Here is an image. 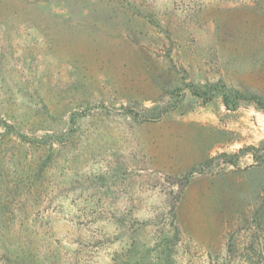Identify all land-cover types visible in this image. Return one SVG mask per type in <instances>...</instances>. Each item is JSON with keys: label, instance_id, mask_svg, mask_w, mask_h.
Returning a JSON list of instances; mask_svg holds the SVG:
<instances>
[{"label": "rangeland", "instance_id": "obj_1", "mask_svg": "<svg viewBox=\"0 0 264 264\" xmlns=\"http://www.w3.org/2000/svg\"><path fill=\"white\" fill-rule=\"evenodd\" d=\"M0 264H264V0H0Z\"/></svg>", "mask_w": 264, "mask_h": 264}, {"label": "trees", "instance_id": "obj_2", "mask_svg": "<svg viewBox=\"0 0 264 264\" xmlns=\"http://www.w3.org/2000/svg\"><path fill=\"white\" fill-rule=\"evenodd\" d=\"M256 99L257 98H248V97L243 96V95H237L235 97V102L233 101L235 104H233V102L231 101V98L227 94H225L224 95V104H225V106L228 109H231L232 107L238 108L239 107V103L241 101H249L250 102V101H255ZM255 220L258 221L256 223L258 228H254V230H255L254 231V237H253L254 239L251 242V247H252L253 250H254V246H255V244L258 241L259 236H260V234H257V232H259L260 230L263 231V228H259V226H260V224H259L260 216H257ZM255 220H254V222H255ZM255 233H256V235H255ZM255 236H257V237L255 238ZM230 250L233 251V248H230Z\"/></svg>", "mask_w": 264, "mask_h": 264}]
</instances>
